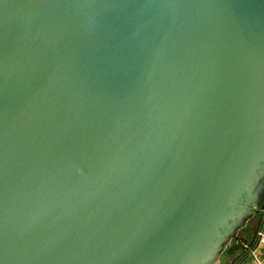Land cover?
Segmentation results:
<instances>
[{
  "label": "water",
  "instance_id": "1",
  "mask_svg": "<svg viewBox=\"0 0 264 264\" xmlns=\"http://www.w3.org/2000/svg\"><path fill=\"white\" fill-rule=\"evenodd\" d=\"M264 235V0H0V264H218Z\"/></svg>",
  "mask_w": 264,
  "mask_h": 264
},
{
  "label": "crops",
  "instance_id": "2",
  "mask_svg": "<svg viewBox=\"0 0 264 264\" xmlns=\"http://www.w3.org/2000/svg\"><path fill=\"white\" fill-rule=\"evenodd\" d=\"M261 238L257 224L242 228L237 242L225 251V257L218 264H264V241Z\"/></svg>",
  "mask_w": 264,
  "mask_h": 264
},
{
  "label": "rangeland",
  "instance_id": "3",
  "mask_svg": "<svg viewBox=\"0 0 264 264\" xmlns=\"http://www.w3.org/2000/svg\"><path fill=\"white\" fill-rule=\"evenodd\" d=\"M253 224H256V223H253ZM249 227V226H252V224H247V225H245L244 227ZM254 226V225H253ZM244 227H242V228H244ZM257 227H258V225H257ZM242 228H240L239 230H238V233L236 234V236L234 237V236H232V237H230L227 241H226V243L224 244V246H223V250H222V252L220 253V256H219V258H218V263H221L222 262V260H223V258L225 257V251L227 250V249H229V248H231L236 242H237V238H238V236H239V234H240V230L242 229Z\"/></svg>",
  "mask_w": 264,
  "mask_h": 264
},
{
  "label": "built area",
  "instance_id": "4",
  "mask_svg": "<svg viewBox=\"0 0 264 264\" xmlns=\"http://www.w3.org/2000/svg\"><path fill=\"white\" fill-rule=\"evenodd\" d=\"M261 235H262V233H261ZM261 241H264V235H262Z\"/></svg>",
  "mask_w": 264,
  "mask_h": 264
}]
</instances>
